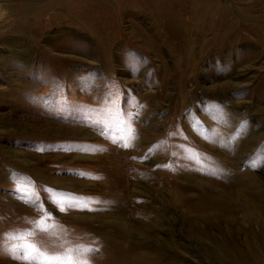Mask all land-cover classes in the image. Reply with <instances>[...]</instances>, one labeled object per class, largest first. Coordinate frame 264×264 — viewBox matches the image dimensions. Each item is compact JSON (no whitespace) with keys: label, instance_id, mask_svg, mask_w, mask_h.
<instances>
[{"label":"rangeland","instance_id":"374dc122","mask_svg":"<svg viewBox=\"0 0 264 264\" xmlns=\"http://www.w3.org/2000/svg\"><path fill=\"white\" fill-rule=\"evenodd\" d=\"M77 1L0 0V264H119L90 237L102 221L122 241L125 223L135 233L154 205L191 196L187 175L215 194L264 183V0H217L229 10L205 43L193 34L192 58L141 46L148 7L122 16L126 42L106 57L75 20ZM259 213L237 211L254 241ZM151 214L158 236L186 243L175 210ZM181 253L199 264L197 250Z\"/></svg>","mask_w":264,"mask_h":264},{"label":"bare ground","instance_id":"6f19581e","mask_svg":"<svg viewBox=\"0 0 264 264\" xmlns=\"http://www.w3.org/2000/svg\"><path fill=\"white\" fill-rule=\"evenodd\" d=\"M91 1L93 0H78L76 8L72 10L77 14L75 20L80 22L79 26L85 27L87 34L96 39L101 53L106 57L112 53V43L115 41L126 42L119 30L121 18L125 13L135 17L136 13L143 10V7L151 8L149 15L155 19L149 32L141 29L136 23L140 27H137L136 34H142V47L152 48L158 52L160 43L168 42L173 46L174 52L178 56L192 58L195 55V51L192 49L193 34L196 33L202 44L205 43L207 32L215 31L224 18L223 13L229 10L217 0H121L118 10H113L100 3L94 4ZM84 20L93 24L88 27L87 23L89 22L83 24ZM85 39L89 38L85 37ZM210 42H216V39L213 38ZM15 43L20 44L21 42L16 41ZM203 51L204 47H201V52ZM87 53L93 55L95 50L89 47L85 51V54ZM8 62L9 59L5 57L0 61L3 66ZM186 178L190 182H194V185H190L195 189L191 192L190 197L182 194L183 196L180 195L176 199H168L167 203L158 207L157 205L152 207V212H156L160 219L171 210L178 213V228L184 235L182 237L186 240L185 244L170 235L167 238L158 236L155 230L163 224L156 220L157 217L155 218L151 214V210L144 219L138 220V226L134 228L135 233H139V236H146L143 237L144 240L136 242L131 235L135 233L127 223L124 225L123 232L120 233H124L122 235L124 239L122 241L113 240L107 220L94 226L90 237L102 240L106 253L117 255L120 252L116 257L119 258V264H186L188 259L181 253V250L185 248L197 250L195 257L199 264H264V232L260 237H257V241H254L253 228H248L250 225L243 224L237 217V211H246V209L252 208L255 211L260 210L261 219L259 216L257 219L264 222V183L255 182L256 185L252 189L251 185L247 186L238 179L232 180L226 185L228 187L235 185L239 191L230 192L231 195H228L226 191L232 190L224 188L215 194L205 190V183L194 175H187ZM242 187L244 190H241ZM250 187L251 189L246 191ZM188 189H190L189 185L180 190L187 191ZM243 193L247 197L244 203H242L241 196ZM120 204L119 207L125 211L126 203L122 201ZM180 204L185 206V209L183 206H179ZM192 212H198L205 216L206 220H209L210 224L217 228L219 234H214L209 228L201 225L198 222V216L192 215ZM250 213L252 212L250 211ZM245 214L247 216V212ZM145 227H149L151 230L147 231ZM127 231H129V235H127ZM109 259L105 255V260Z\"/></svg>","mask_w":264,"mask_h":264},{"label":"snow or ice","instance_id":"6c2138e0","mask_svg":"<svg viewBox=\"0 0 264 264\" xmlns=\"http://www.w3.org/2000/svg\"><path fill=\"white\" fill-rule=\"evenodd\" d=\"M58 259V258H57Z\"/></svg>","mask_w":264,"mask_h":264}]
</instances>
